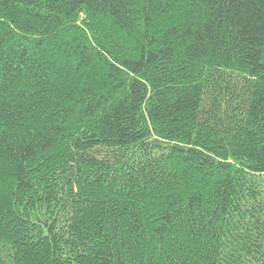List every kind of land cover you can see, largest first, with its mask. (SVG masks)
Wrapping results in <instances>:
<instances>
[{
  "label": "trees",
  "instance_id": "obj_1",
  "mask_svg": "<svg viewBox=\"0 0 264 264\" xmlns=\"http://www.w3.org/2000/svg\"><path fill=\"white\" fill-rule=\"evenodd\" d=\"M0 264H264V0H0Z\"/></svg>",
  "mask_w": 264,
  "mask_h": 264
}]
</instances>
